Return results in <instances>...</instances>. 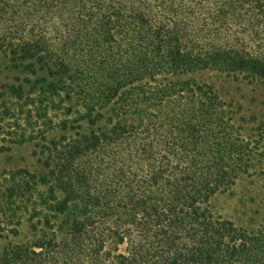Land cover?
Returning a JSON list of instances; mask_svg holds the SVG:
<instances>
[{"label":"trees","instance_id":"1","mask_svg":"<svg viewBox=\"0 0 264 264\" xmlns=\"http://www.w3.org/2000/svg\"><path fill=\"white\" fill-rule=\"evenodd\" d=\"M4 64L26 76L5 90L27 124L66 135L45 173L0 181V229L33 234L0 264H264V221L212 211L262 163L264 123L247 135L193 77L264 85L262 0H0Z\"/></svg>","mask_w":264,"mask_h":264},{"label":"rangeland","instance_id":"2","mask_svg":"<svg viewBox=\"0 0 264 264\" xmlns=\"http://www.w3.org/2000/svg\"><path fill=\"white\" fill-rule=\"evenodd\" d=\"M193 77L212 85L225 102L234 105L247 135L259 134L258 127L264 123V85L261 82L249 80L243 75L229 76L215 71ZM25 79L26 76L13 71L8 64L0 67V181L3 185L11 173L20 170L40 175L45 173L43 148L66 135L58 128L49 130L34 111L32 124H27L29 108L23 107L24 102L12 99L5 90L6 85L20 84ZM51 118L55 124L63 119L56 114H51ZM84 130L89 131L86 126ZM260 153L264 155V145ZM255 171L253 175L240 179L230 192L213 200L212 211L216 216L248 229H256L262 224L264 158ZM30 227L27 217L20 228L19 237H14L9 230L0 229V251L10 244L21 245L30 240L33 237Z\"/></svg>","mask_w":264,"mask_h":264}]
</instances>
